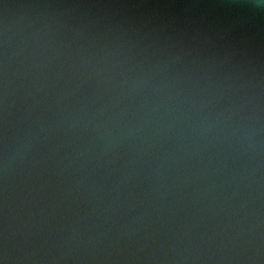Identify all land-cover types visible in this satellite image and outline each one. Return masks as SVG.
Returning <instances> with one entry per match:
<instances>
[{"label":"water","instance_id":"1","mask_svg":"<svg viewBox=\"0 0 264 264\" xmlns=\"http://www.w3.org/2000/svg\"><path fill=\"white\" fill-rule=\"evenodd\" d=\"M0 264H264V0H0Z\"/></svg>","mask_w":264,"mask_h":264}]
</instances>
